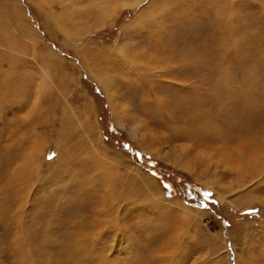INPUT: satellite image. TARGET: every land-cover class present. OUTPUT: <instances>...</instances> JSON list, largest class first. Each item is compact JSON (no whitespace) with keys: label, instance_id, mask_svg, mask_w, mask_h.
Wrapping results in <instances>:
<instances>
[{"label":"rangeland","instance_id":"rangeland-1","mask_svg":"<svg viewBox=\"0 0 264 264\" xmlns=\"http://www.w3.org/2000/svg\"><path fill=\"white\" fill-rule=\"evenodd\" d=\"M116 2L0 0V264H264V0Z\"/></svg>","mask_w":264,"mask_h":264},{"label":"bare ground","instance_id":"bare-ground-1","mask_svg":"<svg viewBox=\"0 0 264 264\" xmlns=\"http://www.w3.org/2000/svg\"><path fill=\"white\" fill-rule=\"evenodd\" d=\"M137 1H138V0H134L133 3H131V2L129 3V1H126V0H125V1H123V0H118V2L113 3L112 5H113V6L115 5L114 8H120V7L125 6V5H128V4H129V5L136 4ZM124 2H126V3H124ZM127 3H128V4H127ZM111 7H112V6H111ZM118 51H119V50H118ZM125 60H126V63H129V62L131 61V60L129 61L128 59H125ZM136 62H137V61H136ZM137 64H138V63H137ZM132 66H133L134 68H135V67H138V66H136V65L133 64V63H132ZM140 68H141V67H140ZM148 69H149V68H148ZM142 71H143V70H142ZM144 71H145V70H144ZM95 75H96V74H95ZM107 78H108V79H106V78H102V79H100V78H99V81H101L104 85H107V86L110 87V81H108L109 78H110V75H108ZM111 85H112V84H111ZM151 88H152V87H151ZM112 95H113V94H112V92H111V90H110V92L107 93V96H108V102H109V103H111V96H112ZM161 101H162V100H161ZM86 108H88V107H86ZM88 109H89V108H88ZM91 128H92V125H88V130H91ZM93 131H94V130H93ZM223 155H224V154H223ZM223 155H222V156H223ZM253 155H254V158H256V155H255V154H253ZM222 156H221V157H222ZM240 156H241V157H244L243 155H240ZM263 159H264V158H263ZM221 161H222V160H221ZM222 162H223V161H222ZM224 162H226V161H224ZM105 199H106V197H105ZM103 201H106V200H103ZM103 201H102V202H103ZM108 201L110 202V199H109ZM103 204H104V202H103ZM108 204H109V203H108ZM108 204H106V205H108ZM114 206H115V204H114ZM109 207H110V204H109ZM111 207H112V206H111ZM99 208H100V206H99ZM99 208H98V209H99ZM105 208H107V206H106V207L104 206V209H105ZM96 209H97V207H96ZM96 209H95V210H96ZM109 210H110V209H109ZM94 220H95V219H94ZM96 221H97V219H96ZM102 221H103V220H102ZM102 221H101V222H102ZM82 226H84V224H83ZM89 228H90V227H89ZM89 228H88V229H89ZM81 232H83V231H81ZM85 233H86V232H85ZM86 234H87V233H86ZM83 235H84V234H83ZM80 236H81V235H80ZM80 238H81V237H80Z\"/></svg>","mask_w":264,"mask_h":264},{"label":"snow or ice","instance_id":"snow-or-ice-1","mask_svg":"<svg viewBox=\"0 0 264 264\" xmlns=\"http://www.w3.org/2000/svg\"><path fill=\"white\" fill-rule=\"evenodd\" d=\"M205 196H208V195H210L209 193H205L204 194ZM201 207H203L204 205L202 204V205H200Z\"/></svg>","mask_w":264,"mask_h":264}]
</instances>
